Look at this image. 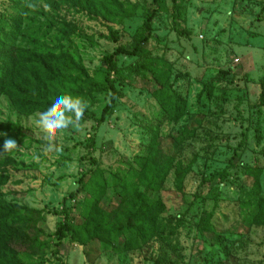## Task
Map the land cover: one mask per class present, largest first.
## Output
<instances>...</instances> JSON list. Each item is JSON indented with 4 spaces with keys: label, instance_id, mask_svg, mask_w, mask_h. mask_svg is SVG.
Segmentation results:
<instances>
[{
    "label": "rangeland",
    "instance_id": "rangeland-1",
    "mask_svg": "<svg viewBox=\"0 0 264 264\" xmlns=\"http://www.w3.org/2000/svg\"><path fill=\"white\" fill-rule=\"evenodd\" d=\"M116 1L112 19L78 6L58 8L59 16L76 28L65 44L98 81L106 75L105 57L132 42L152 0ZM13 5V0H0V16L11 13ZM126 12L131 16L125 17ZM172 16V0H165L153 25L162 40H152L144 57L119 56L113 77L124 97L102 124L98 120L110 96L105 91L86 99L79 120L66 113L73 123L51 136L39 123L43 112L21 114L8 97H0V122L10 120L20 130L18 147L5 154L14 162L0 168V174L11 175L0 194L45 216L42 239L52 248L57 213L83 210L89 195L86 184L78 191L83 172L89 183L98 169L124 168L126 161L146 155L155 133L164 156L175 153L178 162L191 164L183 193L173 185L172 170L152 195L163 197L168 207L147 248L116 254L102 252L98 243L82 246L66 239L59 253L32 254L27 264H154L159 257L174 264H264V227L246 222L253 204L264 197V0H188V38L174 31ZM110 29L119 32L118 42L109 38ZM141 63L156 66V74L182 95L186 107L181 118L164 114L152 93L159 84L149 72L135 71ZM186 127L193 131L180 145L177 137ZM93 136L91 149L87 145ZM236 150L222 179L220 172ZM255 168H262L260 189L249 174ZM210 213L213 228L201 235Z\"/></svg>",
    "mask_w": 264,
    "mask_h": 264
},
{
    "label": "trees",
    "instance_id": "trees-1",
    "mask_svg": "<svg viewBox=\"0 0 264 264\" xmlns=\"http://www.w3.org/2000/svg\"><path fill=\"white\" fill-rule=\"evenodd\" d=\"M13 1L12 12L0 16V97H8L13 108L21 114L44 112L50 98L56 94L79 97L85 102L94 92L105 91L110 96L98 120V124H102L124 97L113 77L118 72L119 56L144 57L152 40H162L155 34L153 25L159 12L165 8V0H152L145 21L133 33L132 42L116 47L105 57L106 75L103 81H98L89 74L76 51L65 44L76 28L59 16L58 8L65 4L78 6L112 19L109 13L111 9H117L116 0H28L26 4L22 0ZM186 1L172 0V19L174 31L188 38L191 31L186 26ZM123 14L131 16L128 12ZM109 38L118 42L119 32L110 29ZM156 69L152 63H141L135 71L138 74L146 71L152 75L159 84L152 93L164 114L178 120L184 114L186 102L171 88L169 79L163 80L156 74ZM260 102L264 106V89ZM192 131L193 128L189 130L186 127L177 137L180 145ZM0 132L5 134L0 137L2 168L14 162L12 158L5 157L6 152L2 150L4 140L12 138L17 141L20 130L8 120L0 122ZM156 140L157 133L146 148V155L126 161L124 168L117 167L109 173L98 169L89 183L88 173H82L78 191L86 184L89 195L80 214L68 208L57 213V228L50 235L53 248L49 240L42 239L40 228L45 216L38 210L13 204L0 194V264H27L32 254H43L47 250L57 254L66 239L82 246L98 243L102 252L116 254L147 248L159 231L161 214L168 207L163 197L152 195L162 189L172 170L173 185L178 193H183L185 179L191 170V164L184 166L178 162L175 153L164 156ZM87 147H95L94 136L88 139ZM235 154L230 165L220 172L222 179L233 166L237 150ZM249 171L254 188L260 189L262 168ZM10 179L9 172L0 174V187ZM76 193L72 192L71 196ZM212 217L210 213L207 222L199 229L201 235L213 228ZM246 222L264 227V197L253 204ZM154 264L174 263L159 257Z\"/></svg>",
    "mask_w": 264,
    "mask_h": 264
},
{
    "label": "clouds",
    "instance_id": "clouds-1",
    "mask_svg": "<svg viewBox=\"0 0 264 264\" xmlns=\"http://www.w3.org/2000/svg\"><path fill=\"white\" fill-rule=\"evenodd\" d=\"M85 107L86 103L79 97L56 94L50 98L48 107L41 113L39 123L44 129H47L48 135L51 136L56 129L67 127L73 123L72 119L66 117L65 113L72 112L76 120H79L83 115ZM2 136H5V134L0 132V137ZM17 147L15 139L7 138L4 140L2 150L7 152Z\"/></svg>",
    "mask_w": 264,
    "mask_h": 264
}]
</instances>
